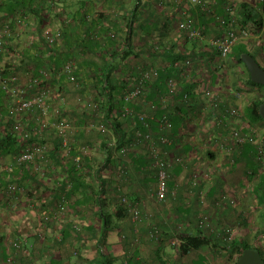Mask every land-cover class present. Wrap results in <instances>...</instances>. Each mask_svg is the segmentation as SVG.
<instances>
[{
  "label": "crops",
  "instance_id": "obj_1",
  "mask_svg": "<svg viewBox=\"0 0 264 264\" xmlns=\"http://www.w3.org/2000/svg\"><path fill=\"white\" fill-rule=\"evenodd\" d=\"M205 1L210 5V10H204L192 0H64L56 7V11L63 10L72 18V22L64 24V30L67 25L66 28H70L69 33L65 41L63 40L58 46L64 54L76 58L78 65L81 61L97 62L99 52L94 51V44L89 43L88 46L80 47L82 50L77 47L79 35L76 26L84 22L83 34L86 31L88 33L101 32L105 35L107 31L113 30L119 33L121 38L127 39L128 23L134 22L132 42L135 50L129 57L130 62L136 64L150 62L163 67L180 55H195L204 60L210 59L214 54L207 46H198L194 44L197 42L186 41L182 38L178 23L184 12H187L196 25L202 27L206 33V38L201 43H208L209 38L222 32L218 18L225 15L229 17L226 5L233 4L234 15L237 3L235 0ZM27 15L29 20L34 19L31 13ZM87 15H93L92 21L87 20ZM14 18H11L13 25ZM78 18L82 20V23ZM28 33L35 37L36 28H29ZM257 36L259 37V33ZM262 36L264 37V32ZM105 38L106 48L114 40L106 35ZM88 39L101 44L99 39L92 37ZM158 39L162 43H169L171 49L168 52H157L154 49V43ZM35 40L34 45L36 43L40 45L38 39L35 38ZM244 40L247 49L249 48L264 67V40L256 38L248 42L246 38ZM14 42H16L15 39L12 40V43ZM32 45H28L23 52V68L19 69L23 74L28 69L35 70V65L31 60L33 57L31 53L34 52L30 47ZM233 64L234 68L232 66L229 69L238 72L239 75H244L243 65L236 64L235 60ZM205 74L211 76V84L215 88L227 93V86L219 84L225 79L228 82L231 80V73H228L227 69L222 74L218 67L209 66ZM58 83L59 81L54 84L53 90L63 94L68 85L66 87ZM188 85L189 83L184 84L185 87ZM257 91V87L246 86L244 96L234 100L235 105L244 112L249 98ZM1 101L6 107L3 94ZM201 107L199 106V110ZM64 109L68 117L77 125L91 116V111L78 106L77 101H70ZM30 118L31 116H26L25 120L29 122V125L35 124V116ZM203 123L200 117H197L191 120L185 130L183 128L179 130L177 128L179 124L176 123V128L170 132L173 142L168 147L166 146L169 157L182 156L186 164L176 163L173 167L170 187L173 189L176 186L177 192L176 196H169L165 202H157L153 195L156 177L155 170L149 168L146 144L143 143L130 151L127 156H122L117 151L118 143L112 131L113 126V129L112 127L109 129V136L98 130L89 133L77 131L73 145H88L89 154L86 156L92 160L91 163L86 162L87 168L91 170L90 177L86 179L82 175L87 187L81 185L75 189V186H72L66 195L67 210L58 218L59 215L57 216L55 211L56 199L59 198V191L68 179L64 178L63 174H69L68 177L72 179L70 168L74 169V167L67 158L66 163L63 161L60 164L55 155L56 163L61 165L62 169L57 168L49 173L47 183L42 185L43 188H47V191L45 190L40 195L46 199L45 210L52 215V219L46 226H42L39 216L34 212L31 213L26 206L16 209L9 206L6 199L0 198V264H6L5 258L9 253L14 252L15 249L10 240L18 235L26 239L23 244L25 248L17 253L14 252L13 264H98L100 262L101 264H113L116 260H124L123 264H176L179 258H187L189 262L185 264H194V260L200 258V253L216 254L221 259L218 264H235L238 258L235 245L233 242L225 241L223 228L232 225L236 229L234 239L236 243H239L241 239H249L251 229L250 225L246 226V224L253 214H258V217L261 214L260 210L257 213V210L253 211L256 208V198L252 189L260 177V173L256 171L254 174L253 169L258 161L254 149L252 150L253 145L250 143L237 147L231 155L217 149L214 141L219 137L221 130L214 127L208 128L207 125L203 127ZM237 124L245 127V122ZM122 128L127 137H130L131 123L123 121ZM263 129L260 126L258 130L261 136ZM51 135L52 133L49 138L56 148L59 139L57 135ZM107 136L110 138L109 154L101 150L100 145ZM212 141L213 144H211ZM121 164L128 166L129 177L127 180L119 181L116 172ZM196 169L201 172V185L193 188L190 184V174ZM28 185L37 192L43 190L37 180H31ZM203 188L206 189L205 202H201L200 199V191ZM223 191L228 192L230 198L236 197L237 202L232 204L227 199L220 205H215L214 202ZM120 193L128 195L129 204L120 200ZM142 201L145 202V207L142 208L143 219L135 222L132 217V205ZM204 214L210 216L217 230L216 233L204 232L198 226V219ZM153 225L161 230V237L158 241L148 234ZM189 234L197 236L206 234L209 236L210 243L183 253L179 248L181 243L176 245L173 242L175 238Z\"/></svg>",
  "mask_w": 264,
  "mask_h": 264
},
{
  "label": "built area",
  "instance_id": "obj_2",
  "mask_svg": "<svg viewBox=\"0 0 264 264\" xmlns=\"http://www.w3.org/2000/svg\"><path fill=\"white\" fill-rule=\"evenodd\" d=\"M63 0H35L36 4L42 6L47 2L51 6L57 7ZM204 10H210L211 7L205 0H192ZM233 4H227L226 10L229 17H219L222 32L219 35L209 38L207 41L208 49L214 54V59L204 60L202 57L195 55H185L174 58L172 61L160 67L150 62L136 64L130 62L124 73L127 80L125 90L121 95L122 106L113 110V117H118L122 122L129 121L132 125L131 136L127 137L125 142L117 147L119 155L127 156L130 151L136 149L141 144H146L149 156V168L155 170L156 187L153 195L157 202H165L169 196H176L177 188L171 189V171L176 163L186 164L182 156L174 158L169 157V151L166 146L172 144L170 132L174 122L171 116L170 107L182 105L183 107L193 108L198 104L196 113L190 112L184 114L183 130L190 125L191 120L200 117L204 123L202 126L215 127L219 131V137L215 139L217 149L226 153H234L237 147L245 143L255 145L256 159L260 166V171H264V147L262 136L259 135V127L250 124H244L245 127L238 126L237 123L245 122L244 112L235 105L234 100L244 96L246 87L242 84L243 75L237 76V81L226 84V92L215 88L211 84V76L205 74L209 66L218 67L224 74L228 67L227 60L234 46L241 39L247 38L249 27H241L233 15ZM56 11V9H55ZM118 13H116L117 15ZM42 16L46 22L42 25L40 34L36 37L42 44L50 48L56 47L64 39V24L72 22L64 11L59 9L56 13L43 11ZM17 17V18H16ZM87 20L92 21L93 15H87ZM13 25L11 17H5L0 20V90L5 94L6 113L0 112V134L7 135L14 133L18 135L20 147L17 154L0 157V198H4L9 206L18 209L27 207L31 213L39 216L42 226L52 219V215L46 208V199L41 197V193L47 188L42 185L47 183L49 173L57 168L55 155L60 164L66 163V158L72 163L74 170L79 175H84L86 179L90 177V169L84 161V155L89 154V146L83 145L79 153L73 154L74 139L77 131L91 132L98 130L104 134H109V126H113L110 120H107L104 106V98L97 96V93L90 92L87 95L81 94L83 82L77 74L78 60L74 57L63 62L58 69L50 67H35V70L28 69L24 74L19 70L23 68L24 47L20 45V39L27 34L29 28V17L27 13H19L15 16ZM180 35L186 41L201 43L206 38V33L202 27L196 25L194 19L184 12L178 23ZM85 37H92L101 41L102 48L105 49V35L114 40L115 46L110 50L109 55L115 51L122 52L126 45V38H121L116 31L109 30L106 34L98 32H84ZM9 39H15L14 52L7 48ZM35 37L29 36L26 41L28 45L34 44ZM103 40V41H102ZM171 45L167 42H161L158 39L154 43V49L157 52L169 50ZM109 56V58H110ZM203 59V60H202ZM161 71H170L165 81V90L157 89V102H146L145 97L150 91L149 84L154 82ZM37 72V73H35ZM23 74V75H22ZM61 77H66L69 81L68 86H72L79 91L76 97L78 106L91 111L88 120L80 125L75 124L65 112V103L67 97L62 93H55L53 82L60 81ZM234 81V80H233ZM189 83L190 89H185L184 84ZM59 84V83H58ZM202 101V102H201ZM146 106V107H144ZM191 106V107H190ZM138 107V108H137ZM160 111L161 114L157 115ZM201 111V112H200ZM200 112V113H199ZM201 114V115H200ZM26 116H35L36 123L29 125L25 120ZM57 135L59 142L55 148L49 136ZM51 135V136H52ZM211 140V138H210ZM112 144L115 143L112 141ZM210 146V142H208ZM213 144V141L211 142ZM214 146V145H213ZM30 171L31 177L26 175ZM95 171V169H93ZM64 173L63 177L66 183L59 191V198L56 199L55 211L58 218L67 210V192L72 188L73 181ZM119 181L127 180L129 177L128 166L121 164L116 172ZM31 180H37L43 190L37 192L36 189L30 188L28 184ZM190 184L194 187L201 185V172L194 170L190 174ZM118 185V189H120ZM205 188L200 193L201 202H205ZM119 193V192H118ZM120 200L130 203L128 195L119 194ZM229 199L232 204L237 202V198H230L228 192L223 191L215 205H220ZM145 202H135L132 205V217L135 222L143 219L142 208ZM146 216V215H145ZM148 217V216H146ZM198 226L202 231L216 233L217 230L213 225L208 214L201 215L198 219ZM78 229V228H77ZM224 230V239L228 243L234 242L235 228L232 225L226 226ZM149 236L154 240H159L161 230L153 225L148 231ZM26 239L22 235L10 240L14 252L22 251ZM180 238H175L173 244H180ZM14 252L9 253L5 258L6 264H13L15 261Z\"/></svg>",
  "mask_w": 264,
  "mask_h": 264
},
{
  "label": "trees",
  "instance_id": "obj_3",
  "mask_svg": "<svg viewBox=\"0 0 264 264\" xmlns=\"http://www.w3.org/2000/svg\"><path fill=\"white\" fill-rule=\"evenodd\" d=\"M64 1V0H63ZM56 7L51 6L50 4H44L42 6L36 4L35 0H1L0 4V20L5 17H15L19 13H31L32 16L34 17L33 20L29 22V27H34L36 28V35L35 38L40 34V30L42 28V25L46 22V19L44 16H42L43 11H48L50 12H57L55 11ZM236 12L234 13L238 25L241 27H251L252 31L257 33L258 30L261 29L262 24L264 22V18L262 16L264 12V1H261L260 4L256 7L250 5L247 2H239L236 5ZM238 11V12H237ZM225 18L227 17L226 15L224 16ZM79 19V18H78ZM80 20V19H79ZM80 23H82V20H80ZM83 25H77V33L79 35L78 37V48H82L83 46H88L89 43L94 44V51L99 52V59L97 62H89V61H81L78 65L77 69V74L81 78L83 82V88L80 91L81 94L85 95L87 92H96L97 96H102L104 100V106L106 110V115H107V120H110L111 125H113L114 129L112 130L114 135L117 138V147H120L122 145L126 138L127 135L123 131L122 128V121L118 117H113V110L114 109H119L122 106V100H121V95L123 90H125V85L127 84V80L123 77L125 71L128 68L129 64V57L130 55L134 52V47H133V42H132V30L134 29L135 23L134 22H129L128 23V28H129V33L128 37L126 40V45L124 46V50L122 52L115 51L112 56L109 55L110 50L115 46L114 42L110 43L104 50L101 46V44L97 42H93L88 37H83ZM68 26V25H67ZM64 30V41L65 38L67 37V34L69 33L70 28H66ZM34 36V35H30ZM249 38V37H248ZM245 39V38H244ZM240 40L238 43L234 46L232 52L230 53L229 59L227 60L228 65H232L234 63V60L236 61V64H241L243 65L244 68V75L242 79V84L246 87L251 85L252 87H257L258 91L255 93V95L251 96L249 98L247 104L244 107V117H245V124L249 123L250 125L253 126H262L264 128V118L261 116L259 112V107L260 105L264 102V86L262 84L256 83L251 80L250 74L243 63L242 60V53L248 52L253 54L247 49V45L245 43V40ZM246 38V41L248 42ZM36 42V40H34ZM251 41V40H250ZM12 40L9 39L7 42V48L11 49V51L14 50V45L12 46ZM34 42V43H35ZM196 45L200 46H207L208 43H194ZM193 44V45H194ZM197 46V47H198ZM34 52L31 53L32 61L33 64L35 65L36 69L37 67H50V69H54L55 73L56 70L60 68L61 64L68 60L69 58H72L71 55L69 54H64L62 50L60 49V46H57L56 49H52L46 44L40 43L38 45L37 43L32 46H30ZM80 48V49H81ZM26 47L24 48L25 52ZM186 49V48H185ZM82 50V49H81ZM164 52H168L166 50H163ZM254 55V54H253ZM110 56V58H109ZM183 55H180L176 58L182 57ZM255 56V55H254ZM256 57V56H255ZM211 58V57H210ZM215 57L213 56L211 59H214ZM170 71H161L159 74V77L154 81L149 84L150 86V91L148 95L144 98L146 102H152L155 101L157 102V89H160L162 91L165 90V81L167 76L169 75ZM37 73V72H35ZM61 80L59 81L60 84L67 86L69 84V81L67 80L66 77H61ZM57 81V80H56ZM57 83V82H55ZM53 82V85L55 84ZM249 84V85H248ZM186 89H190L191 86L188 85L187 87H184ZM2 94L3 97H5V93L0 90V112L1 113H6V107L3 105V102L1 101L2 99ZM191 107V106H190ZM196 108L199 107L198 104L195 106ZM194 107V109L189 108L188 106L183 107L182 105H174L170 107V112L171 116L174 122L173 128H176V123L179 126L177 127L179 130L182 128V124L184 122V114L190 113V112H197ZM189 110V111H187ZM161 114L160 111L157 112V115ZM177 118V119H176ZM85 120L83 119L80 121V123H84ZM182 123V124H181ZM111 127V126H109ZM172 128V129H173ZM215 128V127H214ZM172 131V130H171ZM108 135V134H107ZM264 135V129L262 132V137ZM109 136V135H108ZM106 137L105 140L101 142V146L103 151L110 153L109 147V137ZM94 146V145H93ZM20 147V142L18 135L14 133H8L7 135H2L0 134V157H6L10 155L17 154L18 150ZM80 145H74L73 149V154L79 153ZM254 149L255 152V145H253L252 150ZM84 161L85 164L91 163L92 160L90 157H87L84 155ZM70 167V165H68ZM26 175H29L31 177L30 171L26 169ZM100 170H102L100 168ZM260 173L259 179L255 182L253 186V193L256 198L255 206L256 210H260V218L263 220V224L259 226L257 235L255 234L253 239H241L239 243H236V240H234L233 245H235V249L237 252V255H241L243 251L248 248V247H256L260 250L262 257L264 258V171L261 173L260 171V166L259 163H256L255 169H253L254 174ZM71 176H72V181H73V187L75 186V189L77 187H81V185L85 186V183L83 182L85 178L82 175H79L72 167L70 168ZM252 178V176H251ZM75 183V184H74ZM82 186V187H83ZM95 192V189H94ZM250 218H248L249 220ZM249 221L246 224V226H249ZM108 227V226H107ZM182 237V239H181ZM179 237L181 239V244L179 246L181 252L186 253L191 249H196V248H201L203 246H206L210 243L209 236L205 235H185ZM263 239L261 242L260 240ZM236 263V261H235ZM98 264H101L98 263Z\"/></svg>",
  "mask_w": 264,
  "mask_h": 264
},
{
  "label": "rangeland",
  "instance_id": "obj_4",
  "mask_svg": "<svg viewBox=\"0 0 264 264\" xmlns=\"http://www.w3.org/2000/svg\"><path fill=\"white\" fill-rule=\"evenodd\" d=\"M247 2V3H250L251 5H254L255 7L256 6H258L259 4H260V2L261 1H264V0H235V3H239V2ZM262 16H264V12H263V14H262ZM252 28L250 27V29H249V33H250V35L248 36L251 40H254V38H256V39H259V40H261V39H263L264 40V37L262 36V34H263V32H264V22H263V24H262V27H261V29L260 30H258V32L257 33H255V32H253L252 30H251ZM32 31V30H31ZM259 33V37L257 36V34ZM261 35V36H260ZM30 36V33H28V34H26V35H24L23 36V38L22 39H20V45L22 46V47H27V43H28V41H26V39L28 38ZM247 37V38H248ZM262 41V40H261ZM264 42V41H263ZM248 50H249V48H248ZM250 51V50H249ZM233 66V67H232ZM230 67H232V68H234V64L233 65H229L228 67H227V70H228V73H231V76H232V78H231V82H235V81H237V76H239V74H238V72H234V70H232L231 71V69H229ZM230 70V71H229ZM226 80V79H225ZM222 81V82H219V84H223V86H226V83L228 84V81ZM234 80V81H233ZM229 81V82H230ZM67 87V86H66ZM68 89V90H67ZM67 89H65L66 91L63 93L66 97H67V100H66V105L68 104V103H70V101H72V102H75L76 101V97H77V95L79 94V91H77V90H75L72 86H68L67 87ZM55 93H57L56 91H55ZM60 93H62V92H60ZM88 93H90V92H88ZM87 92L85 93V95H87L88 94ZM65 105V106H66ZM64 106V107H65ZM69 107V106H68ZM69 109V108H68ZM111 128V127H110ZM112 129H113V127H112ZM102 157V156H101ZM103 159L105 158V157H102ZM256 210V208H254V210L253 211H255ZM258 212V210L256 211V213ZM251 219H250V221H249V224H250V231H249V239H253V237H254V235L256 234L257 235V232H258V229H259V226L261 225V224H263L262 223V219L260 218V217H258V214H253V216L252 217H250ZM251 222V223H250ZM261 238H264V237H261ZM260 240V239H259ZM263 239H261L260 240V242L262 241ZM221 259L216 255V254H213V253H209V255L207 254V255H205V253H200V258H198V259H196V260H194V264H218L219 263V261H220ZM125 261L124 260H121V261H117L116 260V262H114L113 264H123ZM186 262H189V261H187V258H179L178 260H177V262H176V264H185ZM130 264H132V263H130Z\"/></svg>",
  "mask_w": 264,
  "mask_h": 264
},
{
  "label": "water",
  "instance_id": "obj_5",
  "mask_svg": "<svg viewBox=\"0 0 264 264\" xmlns=\"http://www.w3.org/2000/svg\"><path fill=\"white\" fill-rule=\"evenodd\" d=\"M241 57L250 74L251 80L264 86V67L259 60L248 52L242 53ZM259 112L264 118V102L260 105ZM262 144L264 147V135L262 137ZM235 264H264V258L258 248L248 247L238 256Z\"/></svg>",
  "mask_w": 264,
  "mask_h": 264
}]
</instances>
